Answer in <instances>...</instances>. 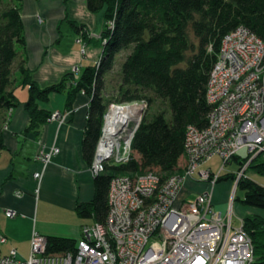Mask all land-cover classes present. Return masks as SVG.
Masks as SVG:
<instances>
[{"label": "built area", "instance_id": "2783aa9c", "mask_svg": "<svg viewBox=\"0 0 264 264\" xmlns=\"http://www.w3.org/2000/svg\"><path fill=\"white\" fill-rule=\"evenodd\" d=\"M206 99L211 105L208 123L203 128L187 125L183 156L174 172L164 175L148 168L114 174L105 219L84 223L74 249L47 252L46 237L34 233L27 257L11 248L0 254V264H254L253 242L242 218L239 225L232 224V203L225 215L212 202V187L228 161L248 156L236 185L250 161L264 157V41L247 26L240 24L222 38ZM148 105L145 97L108 103L89 164L93 175L106 164L132 159V139ZM69 112H52L48 120L63 121ZM58 152L59 147L46 149L39 142L34 158L45 166ZM213 156L222 162L216 172L209 166ZM41 176L42 171L33 172L34 178ZM187 179L208 187L181 197ZM5 240L1 235L0 242Z\"/></svg>", "mask_w": 264, "mask_h": 264}, {"label": "trees", "instance_id": "16d2710c", "mask_svg": "<svg viewBox=\"0 0 264 264\" xmlns=\"http://www.w3.org/2000/svg\"><path fill=\"white\" fill-rule=\"evenodd\" d=\"M86 4L91 12L105 9L99 61L86 65L77 80L66 75L58 83L40 87L31 79L25 58L16 62L18 49L26 43L21 0H0V149L5 146L2 127L8 123L4 111L19 103L12 89L13 75L18 71L21 83L28 84L29 89L25 133H37L50 117L52 111L38 102L47 101L51 92L67 87L66 107L70 109L78 92L89 96L82 149L84 158L91 163L102 116L111 101L103 95L105 74L113 67L115 55L126 49L115 86L120 97L115 101L142 97L149 104L156 99L166 101L170 115L159 109L145 116L132 139V159L123 164H106L103 172L94 175V197L79 203L77 213L103 221L114 174L157 168L168 175L177 169L187 125L203 128L208 123L211 105L206 99L207 84L222 38L242 24L264 41V0H86ZM70 24L84 30L83 25ZM234 158L242 164L248 156ZM249 169L264 175V157L255 156L238 178L236 191L243 190V195L237 198L247 206L264 210V185L246 175ZM236 178L237 174L226 172L217 182ZM242 224L253 242L254 264H264V215L248 213ZM46 239L47 252L72 250L76 245V240L69 237L49 235Z\"/></svg>", "mask_w": 264, "mask_h": 264}, {"label": "crops", "instance_id": "0c3cea01", "mask_svg": "<svg viewBox=\"0 0 264 264\" xmlns=\"http://www.w3.org/2000/svg\"><path fill=\"white\" fill-rule=\"evenodd\" d=\"M104 10L89 11L86 0H21L26 43L18 49L16 62L25 58L31 79L40 87L58 83L66 75L77 80L83 68L102 55ZM70 22L83 25L84 30ZM21 79L15 71L12 89L19 103L3 114L8 123L2 127L5 146L0 149V236L6 240L0 242V254L15 248L24 257L25 245L29 246L26 256L30 253L34 233L76 242L81 238L82 225L95 220L79 216L77 206L93 199L95 184L82 149L89 96L78 92L70 109L66 107L67 87L51 92L47 101L38 103L52 112L70 111L65 120L50 119L37 133H25L29 89ZM39 142L46 149L59 147L45 166L34 158ZM36 170L42 171L39 180L33 177ZM207 187L182 190L180 196L191 197ZM6 211L14 214L7 216ZM248 213L264 215V210L251 207Z\"/></svg>", "mask_w": 264, "mask_h": 264}, {"label": "rangeland", "instance_id": "374dc122", "mask_svg": "<svg viewBox=\"0 0 264 264\" xmlns=\"http://www.w3.org/2000/svg\"><path fill=\"white\" fill-rule=\"evenodd\" d=\"M127 51L126 49H122L119 53L115 55V62L113 67L111 68L108 73L105 74V90H104V99L113 101L116 98L120 97V93L118 90L115 89V86L118 84V81L120 80V74H121V63L126 55ZM149 96L153 97L152 94H148ZM165 111L166 115H170V108L166 101L161 100H154L152 103L148 105V108L146 109V113L144 114V117H149L152 113L156 112L157 110ZM241 154H244V151H241ZM135 156H137L135 154ZM221 159L218 156H213L209 161V166L212 169V171H218L221 166ZM241 167V164L237 161L236 158L231 159L225 164L224 169L222 170V174L226 172H233L234 174H239V169ZM246 175H248L250 178L255 180L256 182L264 185V175L258 174L253 169H249L246 172ZM207 187L208 184L206 182H200V181H193L190 179H187L183 183L182 190L187 191L192 188L199 190L202 187ZM243 195V190L238 189L236 191V185L234 179H224L221 181L216 182L212 187V202L214 208L222 213L227 214L228 208L230 203H232V210H233V216H232V224L234 226H237L241 223V218H243L248 211L250 210V206H247L239 201L237 197ZM25 252V253H24ZM29 252V246L25 245V251H23V254L26 256Z\"/></svg>", "mask_w": 264, "mask_h": 264}, {"label": "bare ground", "instance_id": "6f19581e", "mask_svg": "<svg viewBox=\"0 0 264 264\" xmlns=\"http://www.w3.org/2000/svg\"><path fill=\"white\" fill-rule=\"evenodd\" d=\"M108 105V104H107Z\"/></svg>", "mask_w": 264, "mask_h": 264}]
</instances>
